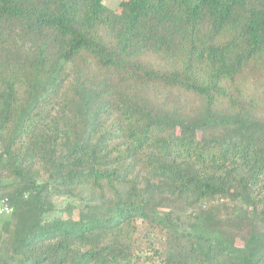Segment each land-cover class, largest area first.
Here are the masks:
<instances>
[{"label":"trees","instance_id":"16d2710c","mask_svg":"<svg viewBox=\"0 0 264 264\" xmlns=\"http://www.w3.org/2000/svg\"><path fill=\"white\" fill-rule=\"evenodd\" d=\"M0 264H264V0H0Z\"/></svg>","mask_w":264,"mask_h":264},{"label":"built area","instance_id":"2783aa9c","mask_svg":"<svg viewBox=\"0 0 264 264\" xmlns=\"http://www.w3.org/2000/svg\"><path fill=\"white\" fill-rule=\"evenodd\" d=\"M13 211L12 206L9 204L8 198H5L1 201L0 205V215L2 214H10Z\"/></svg>","mask_w":264,"mask_h":264},{"label":"rangeland","instance_id":"374dc122","mask_svg":"<svg viewBox=\"0 0 264 264\" xmlns=\"http://www.w3.org/2000/svg\"><path fill=\"white\" fill-rule=\"evenodd\" d=\"M122 0H104V4L115 12H119Z\"/></svg>","mask_w":264,"mask_h":264}]
</instances>
